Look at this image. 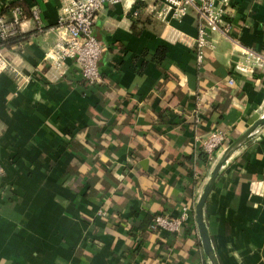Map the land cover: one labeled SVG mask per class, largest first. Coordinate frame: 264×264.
I'll list each match as a JSON object with an SVG mask.
<instances>
[{"label":"crops","instance_id":"crops-1","mask_svg":"<svg viewBox=\"0 0 264 264\" xmlns=\"http://www.w3.org/2000/svg\"><path fill=\"white\" fill-rule=\"evenodd\" d=\"M162 1L102 6L103 82L89 86L46 58L62 0H0L18 20L1 43L18 71L0 72V264H210L195 206L222 152L210 161L197 137L230 143L264 116V65L237 69L243 47L264 54V0H230L231 30L200 67L197 13L161 21L146 4ZM184 207L179 232L146 224ZM204 219L219 264H264V126L223 165Z\"/></svg>","mask_w":264,"mask_h":264},{"label":"built area","instance_id":"built-area-1","mask_svg":"<svg viewBox=\"0 0 264 264\" xmlns=\"http://www.w3.org/2000/svg\"><path fill=\"white\" fill-rule=\"evenodd\" d=\"M62 13L57 23V38L54 45L46 53L51 66L61 75L65 73V64L73 60L79 66L83 80L89 86H96L103 82V74L99 67V60L105 50V45L94 35V23L102 6L106 3H119L126 0H62ZM130 4V3H129ZM147 7L151 14L161 21L170 18L181 19L194 10L198 16L196 25L197 33L194 46L197 54V65L200 67L205 61V50L214 48L211 34L222 32L227 34L231 30L230 22H226L229 12L230 0H163L161 3L148 2ZM21 14L20 8H16ZM138 12H135L137 15ZM16 20L13 25L6 24L0 17L1 41L13 33ZM241 55L245 63H237V69L244 73H253L254 68L264 65V54L253 48L243 47ZM17 68L4 56L0 42V72ZM233 84L234 80L230 79ZM203 152L210 161H214L217 152L223 151L229 144L225 133L213 130L205 137H197ZM0 166V174L3 173ZM102 213V212H101ZM188 217V207H184L180 216L156 214L149 228L153 231L179 232Z\"/></svg>","mask_w":264,"mask_h":264},{"label":"water","instance_id":"water-1","mask_svg":"<svg viewBox=\"0 0 264 264\" xmlns=\"http://www.w3.org/2000/svg\"><path fill=\"white\" fill-rule=\"evenodd\" d=\"M264 126V116L258 118L241 136L230 142L222 151L217 163L214 165L209 179L207 180L203 192L195 206V217L201 237L204 251L210 261V264H219L215 251L213 249L211 239L207 230V225L204 219V205L209 196L223 165L229 160L233 153L253 137L257 131Z\"/></svg>","mask_w":264,"mask_h":264},{"label":"trees","instance_id":"trees-1","mask_svg":"<svg viewBox=\"0 0 264 264\" xmlns=\"http://www.w3.org/2000/svg\"><path fill=\"white\" fill-rule=\"evenodd\" d=\"M16 7L20 8V10H21V15H20V18H21V17L25 14V13H24V9H23V7L20 6V5H19V6H16ZM10 39H12V36L9 35L5 40H2L1 43H7ZM165 50H166V49L162 48L161 51H163V52L165 53ZM154 216H155V215H154ZM154 216L151 217L150 220H148V221L146 222V224L150 225V223H151L152 219L154 218Z\"/></svg>","mask_w":264,"mask_h":264}]
</instances>
